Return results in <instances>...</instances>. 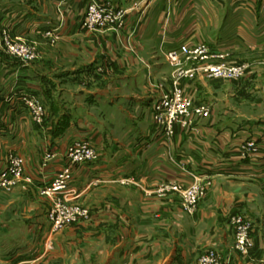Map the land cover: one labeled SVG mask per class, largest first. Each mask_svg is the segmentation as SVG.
Returning a JSON list of instances; mask_svg holds the SVG:
<instances>
[{"label": "rangeland", "instance_id": "rangeland-1", "mask_svg": "<svg viewBox=\"0 0 264 264\" xmlns=\"http://www.w3.org/2000/svg\"><path fill=\"white\" fill-rule=\"evenodd\" d=\"M135 2L139 3L138 8H143L139 1ZM257 2V0H242L241 6L249 10L253 9ZM22 3L33 8L36 6L35 10L37 7L49 12L52 9L51 0H0V12L4 13L2 10L6 5ZM57 3L54 2L55 5ZM57 6H61L59 12L65 17L66 11L62 4L58 3ZM88 6L89 1L78 30L59 26L60 28L36 31L33 27L25 29L8 27L6 21L0 19V106L4 102L15 100V97L18 98L17 107L19 104H24L21 101L23 92L19 94L18 91L25 88H30V91L35 90L32 86L23 84L24 80L35 81L36 77H32L30 70L32 67L45 69L54 75L73 70L74 75L58 78L61 87L68 89L70 85L75 94H84L85 90H100L117 95L139 94L158 89L161 91V97L164 95L174 97L176 100L174 105L181 108V113L178 115L162 120L161 116L156 114V103L152 108L153 124L162 134V142L167 149L173 147L172 141L178 132H195L198 121H206L214 116L216 102L220 105L229 102L242 116L254 120L253 134L236 147L237 152L242 157L249 156L253 159L259 157L262 152L259 133L264 129V122H261L264 116V54L247 50L234 53L215 50L206 42L200 41L191 46L194 53L182 58L178 63L172 62L163 55L158 62L165 61L168 67L162 68L160 72L156 70L154 60H149L152 63L141 60L145 73L140 78L145 79L147 83L142 88L134 89L124 78L128 69H125L123 63L130 61L128 55L137 52V43L131 36H125L122 43L115 41L112 38L114 29L109 27L91 28L85 25L88 20ZM19 14L18 11L14 14L15 21L19 18ZM62 29L65 36H62ZM198 45H204L206 48L202 52H195L197 49L195 46ZM157 54L152 53L155 60ZM152 72L159 76L156 78L150 76ZM203 83L211 89L213 95L209 97H212L215 103L208 99V94H199V85L202 86ZM55 92H57L56 87L51 86L45 93H41V96L35 95L38 98V106L44 111L42 123L35 118V112L24 105L28 111L27 123L31 125L30 127L38 125L44 127L47 132L52 130L56 137H61L69 130V124L63 120L55 123L58 115L55 112L58 107L57 101H54L57 97ZM7 122V127L11 126V119ZM2 123L5 124L3 121L0 122L1 137L3 134L1 132L6 131V125L2 126ZM90 133L92 134L91 131ZM74 140L89 142L99 157V152L91 138L82 136L73 138L66 145L65 162L57 175L68 165L72 166V174L75 166L82 165L74 162L72 152L88 155L83 147H75L71 151L70 145ZM38 142L36 139L33 140L32 149L28 151L22 149L19 152L4 151V166L10 165L7 157L10 153L24 160V173L27 157H35L37 161L33 159L34 165L42 160L44 166L49 165V162L57 156L55 154L54 158L46 160L48 154L46 153L44 159L42 154L41 159H36V153L32 150L38 147L36 145ZM48 152L52 153L51 150ZM97 160L83 165L95 163ZM183 170L190 179L175 174L167 181L142 185L138 179L131 177L121 180L120 186L109 188L94 186V189L81 198L78 197L80 191L78 193L75 191L76 195L73 199L63 202H60L62 200H58V197L43 193L53 181L43 187L40 194L35 195L31 191L32 194H29L31 188L25 186L31 180L26 181L27 177L23 173L21 180L15 185L0 186L1 246L7 241L12 245L21 244L22 247H43L44 259L36 264H106L116 245L124 243L130 245V248L132 245L136 247L135 260L151 264H167L173 250L179 246L189 245L201 248L202 251L196 257L195 264H201V258L211 250L216 253L219 262L229 264L228 258L223 257L217 248L216 239L220 227L226 229L227 235H230L233 253L239 256L243 264H264L263 251L261 259H254L252 256L255 248L252 232L260 231L264 227V182L254 183L246 180L232 187L237 199L226 204L221 202L218 205L221 206V209H218V212L221 211L219 213L221 219L214 217L210 225L206 223L208 221L199 219L198 208L210 191L216 186L228 188V183L220 175L212 176L208 173L204 175L192 173L193 171L188 169L185 171L184 168ZM73 179L74 175L70 186ZM202 188L204 190L201 192ZM189 193L197 196L195 211L189 209L187 202ZM136 195L142 196L141 201ZM227 205L229 206L226 208ZM71 208L74 211L69 213L67 209ZM26 219L37 220L32 222L35 229L31 228V235H26L28 232ZM41 220L44 224L36 226L37 223H40L39 225L43 223ZM6 221H12L15 228L5 230L3 225ZM246 235L249 244H244L242 239L239 240ZM56 236L71 237L76 246L75 254L63 256L62 253H55ZM0 248L4 249V247ZM1 249L0 264L17 263L2 260L5 253Z\"/></svg>", "mask_w": 264, "mask_h": 264}, {"label": "crops", "instance_id": "crops-1", "mask_svg": "<svg viewBox=\"0 0 264 264\" xmlns=\"http://www.w3.org/2000/svg\"><path fill=\"white\" fill-rule=\"evenodd\" d=\"M88 1L51 0L50 12L40 7L35 10L36 6L33 8L24 3L9 4L3 8L4 13L0 12V19L6 21L8 27L23 29L33 27L36 31L60 28L59 26L78 30ZM98 1H112L118 8H129L135 1H139L143 6L133 11L127 18L126 27L120 31L114 30L112 37L122 43L125 36H131L138 45L137 52L128 55L130 61L123 63L125 69H128L124 78L134 89L142 88L147 83L145 79L140 78L145 73L141 60H154V66L160 72L162 68L168 67V64L165 61L160 63L158 61H161L169 50L178 49L182 44L192 46L203 41L215 50L230 53L247 50L264 54V0H257L254 8L249 10L241 6L242 0ZM54 2L62 4L66 11L65 17L59 12L61 6H57L58 3L55 5ZM17 11L20 12V16L15 21L14 14ZM61 31L62 36H65L64 30ZM151 52L158 53L157 60ZM30 70L32 77H36L35 81L24 80L23 84L32 86L35 90L18 89L19 94L26 92L41 96L49 87H56L57 97L54 101H57L58 107L55 112L58 115L55 123L63 120L69 124V130L65 135L56 137L52 130L47 132L44 127L38 125L30 127L31 125L27 123L29 121L27 108L23 103L17 107L16 97L15 100L1 104L0 122L5 123H2V126L6 125L9 119L12 124L8 127L7 124L6 131L1 132L3 134L0 136V168L4 166V151L19 152L20 149L28 151L32 149V141L35 139L39 141L36 144L38 147L32 150L36 153V159H41V154L44 159L49 150L57 156L46 166L42 164L43 160L42 162L38 160L39 163L34 165L37 161L35 157L26 158L24 176L31 180L25 186L31 188L29 194L33 192L35 195L40 194V190L54 180L64 165L67 143L81 136L92 139L99 152V160L73 168L74 179L71 188L77 193L80 191L78 196L80 198L94 189V186L101 188L120 186L121 180L131 177L138 179L142 185L167 181L175 174L190 179L188 174L183 173V168L185 171L187 169L193 171L192 173L220 175L229 187L216 186L198 208L199 219L208 221L206 223L211 225L214 217L220 218L221 211L218 212V209H221V206L218 205L237 199L232 187L246 180L254 183L264 182V129L259 133L262 149L259 157L256 159L242 157L236 147L253 134L254 120L242 116L229 102L223 105L216 102L214 116L206 121H198L195 132H178L172 141L173 147L167 149L162 142V134L157 131L152 121V108L161 98L160 90L121 95L100 90H85L84 94L79 95L74 93L70 85L68 89L61 87L58 78L74 75L73 70L59 72L57 75L42 68L32 67ZM149 75L154 78L159 76L154 72ZM199 87V94L206 93L208 97L213 95L205 83ZM208 99L215 103L212 97ZM261 122H264V116ZM136 196L141 201L142 196ZM32 222L37 220L26 219L28 229L26 235H31V228L34 227ZM42 222L36 226H42L44 221ZM3 228L11 230L15 228L14 223L6 221ZM227 233L226 229L219 227L216 239L218 250L223 257L228 258L229 264H243L239 256L233 253L232 240ZM252 235L255 243L252 256L254 259H261L264 252V227L260 231L252 232ZM1 245L0 240V247H4L0 249L5 253L1 259L5 262L36 264L44 259L45 251L41 246L22 247L21 244L12 245L7 241L4 246ZM135 248L133 245L130 248V245L124 243L117 244L106 264H148L149 262L135 260ZM200 249L189 245L179 246L172 251L173 254L167 264H195L196 257L202 252ZM75 251L76 246L71 237H55V253L71 256Z\"/></svg>", "mask_w": 264, "mask_h": 264}, {"label": "built area", "instance_id": "built-area-1", "mask_svg": "<svg viewBox=\"0 0 264 264\" xmlns=\"http://www.w3.org/2000/svg\"><path fill=\"white\" fill-rule=\"evenodd\" d=\"M139 3L135 2L134 5L130 6L129 8H118L112 1H98V0H89L88 6V16H87V23L85 25H89L92 27H109L114 30H123L126 27L127 18L128 16L135 10L140 8ZM197 49L196 51H204L206 48L204 45L195 46ZM192 47L188 44H182L178 49L169 50L166 53V56L169 60L174 63H178L182 60V58L188 57L194 53ZM22 103L29 107L35 113V118L38 120L39 123H42L44 111L42 107L38 106V98L35 95H29L28 93H22ZM175 98L171 97L170 95H164L161 97L155 104V108L157 110V115L159 114L162 120L165 118L170 119L171 117L178 115L181 113V108L179 106H175ZM78 147L86 150L88 154L85 156L82 153H75L72 156L74 157V162H79L82 165L93 162L97 160L96 151H94L93 146L87 141H79L74 140L73 144L70 145L71 151L73 148ZM55 154L48 152L45 159L51 160L54 158ZM9 157V166H3L0 168V186H12L18 183L22 176H23V165L24 160L14 155V153H10ZM6 157V158H7ZM73 163V162H72ZM74 164V163H73ZM72 166L68 165L66 168L63 169L53 180V183L50 187L43 190V193L50 196L58 197V200L68 201L69 199H73L76 195L75 191L71 188L70 182L72 180ZM26 181H30L29 178H26ZM204 189H200L202 192ZM190 197L188 202L189 209L195 211L196 205L198 203L197 196H194L193 193H189ZM69 213L73 212L74 209H67ZM242 239L244 244H249L248 235L239 238ZM208 254L201 258V264H223L218 261L217 255L214 251H208Z\"/></svg>", "mask_w": 264, "mask_h": 264}]
</instances>
